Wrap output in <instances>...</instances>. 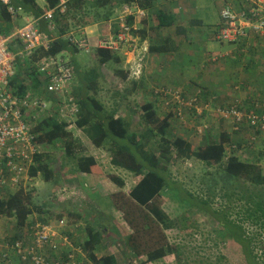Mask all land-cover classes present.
I'll use <instances>...</instances> for the list:
<instances>
[{"label": "trees", "instance_id": "16d2710c", "mask_svg": "<svg viewBox=\"0 0 264 264\" xmlns=\"http://www.w3.org/2000/svg\"><path fill=\"white\" fill-rule=\"evenodd\" d=\"M11 2L15 7L18 9L20 8L26 14H32L35 17L41 15V9L38 8L35 0H11ZM45 2L48 7L53 8L58 0H45ZM132 3L145 11L146 8L150 7L151 0H92L90 2L72 0L67 9H65L64 14H55L57 24L55 33L57 37H59L60 35H66L73 27H86L88 23L82 19V15L86 13L85 8H88L87 5L97 10L101 9L105 11L102 14L101 21H109L111 17H114V12H117L114 17L117 25L113 26L112 29L114 32H119L118 24L121 22V19H119V11L116 10H118L122 4ZM75 18H77L76 21L74 20ZM143 18H141V20H143ZM156 18L159 26H169L172 23V19L169 18V15L161 11L156 12ZM126 20L128 26L132 27L133 16H128ZM10 28V15L7 13L5 6L0 2V34L7 35ZM219 28L220 26L215 33L217 41L233 44H240L242 41H221L217 39ZM39 29L43 32L46 31L45 22H41ZM82 30L83 29L79 30V33H81ZM131 32H133V30ZM101 35L99 40L104 39L103 33ZM49 36L51 37L52 33H50ZM256 37L264 38V35H256ZM84 39L87 48H76L67 40L56 38L47 50L37 49L29 57L17 58L8 85L11 92L18 98H23L27 91H29L27 90L29 87L33 88L30 91L34 92L31 95V99L39 98L41 95L45 97L48 107L43 111L38 109V112L39 114L45 112L49 114L47 116L41 115L38 118L37 116L34 118L29 117L28 119L29 123L32 125L30 133L35 137V140L42 148L51 149L56 147L63 149L64 156L74 160L75 172L78 174H89L92 172L99 174L102 170L99 168L95 158L85 155L84 157L82 156L83 154L76 155L75 150L78 147L71 139V133L65 130L67 123H60L61 121L55 118L54 113L58 112L59 107L63 105L65 99L59 98L58 100L55 95H50L46 89L47 84L45 81L41 79L40 81L37 80L36 75V62L43 57L49 56L63 58L68 62L67 64L72 67L73 72H75L77 63L80 62L78 57L80 55L79 51L88 52L91 49H93L94 56L97 57L99 64L108 62L118 64L120 62L117 53L110 49L95 48L91 45L92 42L89 38ZM9 49L13 52L20 51L22 49V44L18 41L12 42L9 44ZM149 49L153 52V47ZM147 51L145 52L147 53ZM74 74L75 73H73L72 79L68 83L64 96L79 97V116L75 123L76 126L79 128L87 126L85 128V133L91 143L97 148L103 147L110 152V162L112 165L130 172L134 176L142 175L140 181L131 188L128 195L138 205L147 207L153 218L162 227L165 229L171 228L175 226L176 222L175 220H170L157 205L154 203L153 205L151 204L152 201L154 202L159 194L165 190L175 191L178 200L186 203L191 208L206 210L207 201H203L197 196V193L190 189H186L167 176L168 164L172 161L189 159H194L208 166L218 168L216 174L219 177L211 179L210 183L207 185L208 192H212V189H218L222 193V198L227 197L229 200L235 198V200L243 202L245 206L242 210L244 219L252 220V222L255 223L259 222L262 225L264 224V194L262 192L264 187V172L259 165L260 157H256L253 152H249V156L246 159H242L237 153V150L240 149L241 146H245L242 144V141H234L233 135L225 130L216 131V136L210 137L206 135V129L204 131L206 140L201 145L194 147L181 137H175L171 134L170 128L173 127L170 126L167 118H163L161 123L153 129L145 128L142 133L129 131V123L127 121L121 119V117L115 119L116 110L105 115L106 113H104L103 106L96 97L98 86L96 83L95 69H90L85 72L83 76L84 79L79 78L84 84H82L78 90L73 91ZM121 78L125 80L126 76H121ZM138 79L136 81H138ZM27 83H30V85L26 86L25 84ZM132 83L133 88L130 83L131 91L129 93H131L135 87V82L132 81ZM31 85H33V87ZM89 92H94L95 95ZM208 95L209 94L206 93L203 94L202 90L192 94L191 98L185 101L186 104L189 103L193 97H197V100L190 106L185 105L193 110H188L189 113L193 114L194 117L205 116L207 119L213 118L209 116V113L214 107V112L217 113L218 119L229 122L233 130L236 131L235 134L245 127L254 130L256 134L263 132L264 124H261L259 121H257L256 124L250 125L246 118L242 117L239 121H235V118H226L221 115V111L231 110V105L223 104L214 106L208 99ZM122 97L124 96L122 95ZM235 102V108L238 109V111L241 110L240 108L246 109L237 103L238 101ZM197 108L200 109V112L196 111ZM250 110H244L243 112L245 115L252 112L259 118L264 115V106H256ZM145 111V121L154 123V109L151 110L146 108ZM174 114L177 117L175 112ZM202 125L206 124L203 123ZM151 139H153V144L155 143L156 149H158V155H155V152L151 150ZM48 161L49 156L45 153L43 154V151L37 153L34 156L32 166L29 168V178H34L38 174H42V176L48 180L50 177L54 176V172L50 169ZM111 181L114 184H118L120 187L123 186V181L117 177H112ZM239 182H241L240 184L243 186L247 185V187H252L253 191L247 192L246 187L242 188L238 186L235 188ZM33 208L30 193L24 189V186L21 185L18 189L14 190L0 189V219H13L18 231L22 230V228L29 223L27 220ZM209 214L217 216L218 211H210ZM225 215L226 213L223 214L221 222L223 230L229 234L232 241L240 246L247 264H257L256 255L250 248L251 241L245 236L242 221L229 220ZM41 221L45 222L46 219H41ZM98 228L97 231L94 229L88 231V238L85 242V248L90 251V259L95 264H116V260L111 254L102 256L99 259L96 258L94 253L100 243L102 229H104V227L99 226ZM169 254H174L175 257L178 258V252L175 247L165 245L157 247L146 254L145 263H156Z\"/></svg>", "mask_w": 264, "mask_h": 264}, {"label": "rangeland", "instance_id": "374dc122", "mask_svg": "<svg viewBox=\"0 0 264 264\" xmlns=\"http://www.w3.org/2000/svg\"><path fill=\"white\" fill-rule=\"evenodd\" d=\"M87 7L82 19L90 26L73 27L70 31L79 33V30L87 28L88 30H94V33H103L108 38L114 39L115 34L112 27L117 25L114 20L117 12H114V17H111L109 21H101L102 14L105 11L97 10L88 5ZM76 19L74 20L76 21ZM17 21L20 23L19 25H22L24 19L20 17ZM127 45H122L119 50L121 49L120 53L123 55L128 52V57L133 50ZM79 53V64L82 65L83 69L85 71L95 69L98 72V80L96 79L98 93L96 97L102 104L105 115L116 110L115 116L117 118H123V114L126 115L125 118L130 116L127 120L129 131L139 132L145 128H155L161 123L162 116L174 104V99L165 101L161 99L164 102L161 108L156 105L151 108L155 111L154 123L145 121L144 98L140 95L136 96L134 93L128 96L131 91L130 82L122 80L119 72L124 70L116 68L122 67V63L115 66L108 64L105 67H100L96 58L92 57V54H94L93 49L88 52L79 51ZM141 54L145 57L144 51ZM130 66L132 68V63ZM143 66L138 80L141 79ZM148 67L153 68V61H149L142 76L145 79L143 82L144 87H146L145 92L146 94L151 92L152 96L153 72L152 77L149 78ZM126 68L129 69V64H126ZM195 88L199 89H197L198 92L202 90L201 86ZM122 91L125 93V98L122 97ZM229 96L224 105H230L232 102L236 103L235 101L243 104L242 106L247 105L241 99H233L236 97ZM255 96L252 95L251 97L255 98ZM217 97V94L208 95V99L214 105L220 102ZM145 98L148 99L147 95H145ZM150 102L153 104V98ZM183 119L181 122L178 120L180 124L172 122L173 119L171 120L173 128L170 131L172 135H184L188 130H192V134L196 136L195 140L200 141L205 137L203 134L206 129V135L210 137L216 136V131L219 130L230 132L234 141L240 140L246 146H241L237 150L242 159H246L249 152H253L256 157H260L259 165L264 172V129L260 134H256L254 130L245 127L235 134L236 131L233 130L229 122L219 120L215 115L213 118L207 119L205 116L194 117L193 114L185 112L184 118L183 112ZM213 121L217 122L215 127H213ZM203 123L206 125H202ZM183 127H186V130ZM75 133L77 132H73V134ZM73 134L72 137H74ZM151 144V150L155 152V155H158V149H156L155 143L153 144V139H151ZM41 151L49 156L48 165L54 170L57 183L45 182L39 174L34 178L30 177L23 186L30 193L32 208L48 209L54 216L63 213L70 222L79 220L67 215L68 211H74V213H79L84 217L86 224L94 229H98L104 223L105 230L102 234L100 249L95 254L96 257L103 254H112L115 257L116 264H247L240 246L231 240L229 234L221 226L222 216L226 213L225 216L229 220L242 221L245 236L251 241L250 248L256 255L257 264H264V224L244 219L242 210L245 206L243 202L235 200V198L230 200L227 197L222 198V193L218 189H212V192H208L207 185L211 179L219 177L216 174L218 168L208 166L194 159L172 161L167 165V176L186 189L197 193V196L203 201L208 202L207 205L211 212L218 211L217 216L219 217L191 208L178 200L175 191L165 190L153 202L166 213L169 219L176 221L174 227L165 229L150 215L148 208L139 207L133 203L128 196V187L119 188L111 181L112 177H117L128 183L129 180H136L137 178L132 173L112 165L110 152L99 153L97 156V161L100 164L99 168L102 172L100 173L101 176L97 177L94 185L100 189L97 190L99 194L92 198L94 190L89 187H93V182L91 183L88 176L82 180L74 175L76 173L74 160L65 157L63 149L53 147L51 149L42 148ZM85 183H87V186H85ZM240 183L235 188L240 186L242 188L246 187L247 192L253 191L252 187L243 186ZM262 192L264 194V187ZM37 213L32 215L31 220L37 216ZM17 232L13 219H0V237L4 241H13L15 234L19 238L20 234ZM21 235L23 234L21 233ZM166 244L176 248L178 258L175 255H167L156 263H145L148 252ZM16 259L12 256V262H17Z\"/></svg>", "mask_w": 264, "mask_h": 264}, {"label": "crops", "instance_id": "0c3cea01", "mask_svg": "<svg viewBox=\"0 0 264 264\" xmlns=\"http://www.w3.org/2000/svg\"><path fill=\"white\" fill-rule=\"evenodd\" d=\"M71 1L67 3L65 9H67ZM84 1L90 2L92 0ZM35 3L38 8L41 9V15L44 9L50 8L48 7L45 0H35ZM58 3L59 0L53 8H55ZM4 6L7 13L10 15L8 12V6ZM10 6L18 9L12 4L11 0ZM224 7H229L234 12H238L241 9L255 8L258 10L259 17L264 20V0H151L150 7L146 8L145 10L146 15L144 16L143 20L135 22V24L133 23L135 27L133 38L137 46L136 49L128 57V52H125L124 56L118 51H113L118 54L120 62L118 64L108 62L100 64V67H105L108 64L115 66L122 63V67H116L124 70L119 74H122L121 76L123 77L126 76L124 81L130 82L132 88V81L135 82L134 90L128 94V96H130L132 93H134L136 96H143V107L147 109H151L152 107L154 108V105L161 108L162 104L164 103L162 100L165 101L173 99L171 96L160 94L161 90H165L168 93L172 91H178L181 95V98L186 101L187 99L191 98L192 94L198 92L199 89L195 88L196 86H201L203 94H217V98L220 99V102L216 103L215 105L213 104L214 106L226 104L225 102L227 101V98L230 97L229 95L236 97L233 99L239 98L242 100V102H244V104H247V106H242L243 104H240L242 107H246V109L240 108V112H243L244 110H250L256 106H264V38L256 37V34L249 33L248 37L241 39L242 41L240 44L217 41L215 33L217 28L221 26V10ZM157 11H161L169 15V18L172 19L171 25L159 26L158 20L156 18ZM41 15L35 17L32 14H26L19 8V14L17 18L15 20L10 18L11 28L8 34H10L15 29L22 28L32 18H40ZM20 17L24 19L22 25H19L20 23L17 21V19ZM41 22L45 21L40 18L38 22V28L41 26ZM54 22L57 27L56 20H54ZM94 32V30L83 28L81 33L69 31L67 34L76 38H89L92 42V46L95 48H103L99 40L102 35L99 32ZM103 36H105V34H103ZM150 47H153V52H151V49H149ZM138 49L141 50L137 51ZM142 51H147V53L145 52V57L142 56ZM92 57L96 58V61L98 62V59L96 56H94V54H92ZM139 59L141 60L139 61ZM149 61H153V68H147L149 78L152 77L153 72V97L151 96V92L146 94V87L143 85L145 79L142 77L144 69L149 64ZM131 63L132 68L130 66ZM126 64H129V69L126 68ZM142 66L143 73L141 79L136 81L139 78L138 76L140 75ZM87 71L88 70L85 71L83 69L81 64L77 63V68H75L74 72L73 91L78 90L79 87L84 84L82 80H79V78L84 79L83 76ZM95 72L97 74H95L97 79L99 75L96 70ZM25 85L29 86L30 83ZM31 86L33 87V85ZM32 89L33 88L31 87L27 88V90ZM89 93L95 95L94 92ZM122 95L125 96L123 91ZM145 95L148 97L147 100ZM252 95H256L255 98H252ZM73 98L79 109V97L75 96ZM152 98L153 104L150 102ZM230 105L232 108H235L236 106L235 103ZM189 106H184V104L180 105L174 100V104L167 110V113L162 116V119L167 118L170 126L172 127V119V122L177 123L178 120L181 122L184 120L183 112L185 118V112L193 111ZM174 112L177 114V117L175 116ZM78 114L79 111H77V114L74 117L73 128H68L65 120H60V123L66 124L65 130L71 133V139L78 147L76 149L77 151L75 150L76 155L83 154L82 156L85 155L94 157L97 161V156L99 153H107L108 151L103 147L97 148L91 143L90 139L85 133V128L87 126L84 128H79L76 126L75 123L78 120ZM209 114L210 117H213L214 115L218 117L217 113L214 112V108ZM125 116L126 115L123 114V118L121 119L125 121L129 120L130 116H127L126 118ZM116 118L117 117L115 116V119ZM216 123V121H213L214 127ZM183 129L186 130V127H183ZM71 130L77 133L73 134ZM144 130L145 129L140 130L138 133H142ZM72 134L74 137H72ZM203 136H205V133ZM175 137H181L194 147L201 145L202 142L204 143L206 140L205 136L202 140H200L201 142L199 140L196 141V136L192 134V130H188L184 135H178ZM97 164L98 166L100 165L98 161ZM51 170L54 172L53 169ZM39 175L45 182L57 183V179H55V172L54 176L50 177L48 180H46L42 174ZM74 175L80 177L82 180L88 176L89 180H91V183L93 182V187H89L90 189L94 190L92 198H94L96 194H99L97 190L100 188L94 185V182L98 176H101L100 173H75ZM135 177L137 178L136 180L131 179L128 183L124 179H121L123 181V186L121 187L118 184L115 185L119 188L128 187L129 194L131 188L140 181L142 175ZM85 186H87V183H85ZM95 191L97 192L94 193ZM133 203L138 205L134 201ZM151 204L153 205V201ZM138 206L142 207L140 205ZM206 207V210L199 211H204L209 214L210 209L208 205ZM34 212H38L37 216L31 220L32 215L35 214ZM149 213L152 216L150 211ZM67 215L71 217L73 216L79 220L76 222H70L63 213L61 215L54 216L48 209L44 210L40 207H36L35 209L33 208L32 213L27 220L29 223L25 225L22 230L18 231L16 228V231H18L17 233L20 234L18 236L19 238H17V235L15 234L13 238L15 240L12 239L13 241L5 242L8 244L20 242L24 249L33 247L36 254L41 256V258L44 260V264H95L90 259V251L85 248V242L88 238V231L93 230L94 228L89 224H86V219L79 213L76 214L74 211L70 210L68 211ZM41 219H46V221L43 222ZM60 221H63V225H60ZM37 224L47 225L52 229V237L50 242L41 248H39L36 243L34 244L33 235ZM101 226H104V223L101 224ZM94 230L97 231V229ZM102 230L103 234L105 227ZM20 232L23 235H21ZM101 238L94 254H97L98 250L100 249ZM1 239L3 238L0 237V240ZM165 246L170 245L166 244ZM105 255L108 254H103L96 258L99 259ZM16 260L17 262L13 261V264H33L30 258H28L27 261H19L18 259Z\"/></svg>", "mask_w": 264, "mask_h": 264}, {"label": "built area", "instance_id": "2783aa9c", "mask_svg": "<svg viewBox=\"0 0 264 264\" xmlns=\"http://www.w3.org/2000/svg\"><path fill=\"white\" fill-rule=\"evenodd\" d=\"M69 1L71 0H59L55 8L43 10L40 18L46 22V31L44 32L38 28L40 18H32L22 28L15 29L7 35L0 34V189H18L29 179V168L33 164L34 156L41 153L42 147L30 133L32 125L28 119L29 117L34 118L37 116L38 118L41 115L47 116L49 114L48 112L41 114L38 112V109L43 111L48 107L43 95L31 99L34 92L29 90L23 98H18L11 92L8 84L16 59L29 57L37 49L47 50L56 38L67 40L76 48H87L84 38H76L69 34L57 37L55 33V14H63ZM0 2L8 6L10 18L15 20L19 14V9L10 6V0H0ZM118 11L119 19H121L118 24L119 32H114V39L105 35L104 39L100 40V44L105 49L118 52L121 51L119 47L128 44L127 46L134 51L137 47L133 38L134 24L139 22L146 13L134 3L122 4ZM128 16H133L134 24H132V27L128 26L126 20ZM132 30L133 32H131ZM49 33H53V35L50 37ZM249 33L264 35V20L259 17L257 9H241L234 12L229 7H224L221 10V26L217 33V39L221 41H240L242 38L248 37ZM15 41L22 44L20 51L13 52L9 49V44ZM67 63L61 57H43L36 62V75L37 80L45 81L47 84L46 89L50 95H55L58 100L59 98L65 99L63 105L59 107L58 112L54 115L58 121L65 120L68 128H73L78 106L72 96H64L74 73L72 67ZM160 94L170 95L178 104H184V106L191 105L197 100V97H193L186 104L178 91L168 93L161 90ZM196 111L200 112V109L197 108ZM220 114L226 118H235V121H239L242 117L246 118L250 125L256 124L257 121L264 124V115L260 118L252 112L245 115L235 108L221 111ZM60 225H63V221H60ZM51 237V227L41 224L36 225L33 235L34 244L36 243L41 248L50 242ZM12 256L19 261H27L30 258L33 264H44V260L36 254L33 247L24 249L20 242L8 244L1 239L0 264H13Z\"/></svg>", "mask_w": 264, "mask_h": 264}]
</instances>
